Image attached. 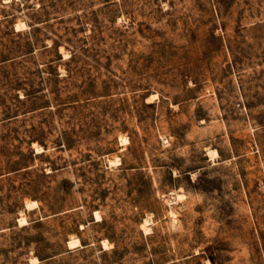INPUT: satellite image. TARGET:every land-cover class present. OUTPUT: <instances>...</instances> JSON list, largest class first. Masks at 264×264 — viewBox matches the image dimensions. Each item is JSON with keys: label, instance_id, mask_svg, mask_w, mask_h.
<instances>
[{"label": "rangeland", "instance_id": "374dc122", "mask_svg": "<svg viewBox=\"0 0 264 264\" xmlns=\"http://www.w3.org/2000/svg\"><path fill=\"white\" fill-rule=\"evenodd\" d=\"M0 264H264V0H0Z\"/></svg>", "mask_w": 264, "mask_h": 264}, {"label": "bare ground", "instance_id": "6f19581e", "mask_svg": "<svg viewBox=\"0 0 264 264\" xmlns=\"http://www.w3.org/2000/svg\"><path fill=\"white\" fill-rule=\"evenodd\" d=\"M210 155H211V153H210ZM110 164L111 165L114 164V161H111ZM22 221H23V224H26L27 223L24 219ZM80 246H81V243H80V241L78 239H74V240H71V241L68 242V248L69 249H73V248L80 247Z\"/></svg>", "mask_w": 264, "mask_h": 264}]
</instances>
